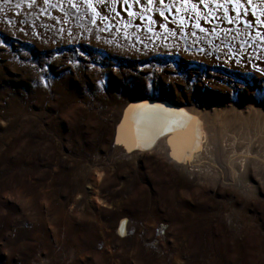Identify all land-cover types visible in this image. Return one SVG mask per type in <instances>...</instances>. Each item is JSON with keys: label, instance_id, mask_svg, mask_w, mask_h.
Returning <instances> with one entry per match:
<instances>
[{"label": "rangeland", "instance_id": "1", "mask_svg": "<svg viewBox=\"0 0 264 264\" xmlns=\"http://www.w3.org/2000/svg\"><path fill=\"white\" fill-rule=\"evenodd\" d=\"M240 2L0 0V264H264V185L114 145L137 102L264 103V0Z\"/></svg>", "mask_w": 264, "mask_h": 264}, {"label": "bare ground", "instance_id": "2", "mask_svg": "<svg viewBox=\"0 0 264 264\" xmlns=\"http://www.w3.org/2000/svg\"><path fill=\"white\" fill-rule=\"evenodd\" d=\"M146 103L126 108L124 129L114 139L117 148L123 145L134 158L147 152L163 156L188 184L221 183L246 196L260 192L264 103L243 108L192 102L181 113L165 102Z\"/></svg>", "mask_w": 264, "mask_h": 264}, {"label": "snow or ice", "instance_id": "3", "mask_svg": "<svg viewBox=\"0 0 264 264\" xmlns=\"http://www.w3.org/2000/svg\"><path fill=\"white\" fill-rule=\"evenodd\" d=\"M30 2H31V3H35V0H30ZM136 2H137V3H140L141 0H136ZM163 2H164V0H160V3H163ZM204 2H205V0H200V3L203 4ZM228 2H229V3H233V8H232V10H233V11H236L237 14L239 15V11H238V9L244 7V5L241 4L240 0H234V2H233V0H228ZM151 3H152V0H148V4L151 5ZM189 3H190V0H183V4H184L185 8H187V6L189 5ZM247 3H248V6H252V5H251V0H247ZM218 6H219V7H223V4H220V5H218ZM89 7H91V4H89ZM192 8H193V11H197L195 4L192 5ZM246 14H247V13L245 12V15H246ZM197 15H199V12H198V11H197ZM253 15H255V13H253ZM229 23H232V20H229ZM198 26H199V25H197V27H198ZM246 26H249V25H246ZM201 31H203V29H201Z\"/></svg>", "mask_w": 264, "mask_h": 264}, {"label": "water", "instance_id": "4", "mask_svg": "<svg viewBox=\"0 0 264 264\" xmlns=\"http://www.w3.org/2000/svg\"><path fill=\"white\" fill-rule=\"evenodd\" d=\"M137 103H145V102H137ZM137 103H135V104H137ZM159 102H155V103H153V102H150V103H146V104H153L154 106H156L155 104H158ZM169 104V103H168ZM133 105V104H132ZM170 106V105H169ZM171 107V106H170ZM172 108V107H171ZM174 109V108H173ZM176 110V109H175ZM178 111V110H177Z\"/></svg>", "mask_w": 264, "mask_h": 264}]
</instances>
